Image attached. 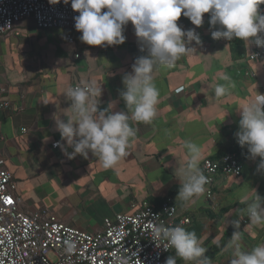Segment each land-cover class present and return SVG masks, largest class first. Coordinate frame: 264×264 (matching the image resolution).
Returning <instances> with one entry per match:
<instances>
[{"label": "crops", "instance_id": "1", "mask_svg": "<svg viewBox=\"0 0 264 264\" xmlns=\"http://www.w3.org/2000/svg\"><path fill=\"white\" fill-rule=\"evenodd\" d=\"M209 17L210 13L204 14L202 26L197 27L181 15L179 26L185 31L194 29L202 44L193 42L196 51L182 57L174 68L155 72L160 92L158 115L151 124L130 122L136 135L129 155L114 169H105L91 153L87 158L77 155L69 159L65 149L68 153L73 149L57 130L56 118L67 122V116L72 115L67 111L71 107L67 92L75 86L101 89V96L93 97L99 110L115 102L116 111H127L120 96L125 90L123 78L132 72L137 58L147 55L140 50L131 22L124 30L126 42L119 46H89L80 40L78 31L72 33L75 42L70 44L65 39L67 30L41 31L31 21L17 28L19 36L16 32L3 36L17 38L20 64L17 76L1 77L8 91L0 95V104L9 101L12 108L0 111V134L4 137L0 158L13 174L17 196L22 201L28 198L25 212L49 210L68 226L96 232L107 219L114 221L145 202L160 203L171 196L179 216L190 218L186 230L196 233L201 246L208 249L206 256L216 253L229 230L240 232L244 251L264 244V224L243 225L248 215L241 211L257 194L264 198L259 158L253 161L249 155L241 159V177L216 176L215 200H208L207 187L195 202L177 199L182 183L179 170L189 160L184 143L191 141L201 148L200 169L205 160L234 150L239 145L238 109L257 92L264 94V60L249 59L259 47L246 46L235 38L213 39L211 33L216 29L210 26ZM246 72L254 76L245 77ZM225 76L230 80H224ZM229 83L235 87L217 98L215 87ZM58 142L60 146L53 148ZM235 220L238 229L232 225ZM232 258L229 249L211 260L212 264H230ZM179 264L186 262L181 259Z\"/></svg>", "mask_w": 264, "mask_h": 264}, {"label": "clouds", "instance_id": "2", "mask_svg": "<svg viewBox=\"0 0 264 264\" xmlns=\"http://www.w3.org/2000/svg\"><path fill=\"white\" fill-rule=\"evenodd\" d=\"M50 3L58 4L60 0H50ZM63 3H71L73 10L79 13L74 17L75 28L82 34L80 40L83 43L99 47L123 45L126 42L125 27L131 22L140 50L147 52V55L136 59L132 72L123 78L125 90L120 96L125 102L126 112L116 111L115 102L99 110L93 97L101 96L102 90L95 85L69 89L67 97L71 107L67 111L72 115L67 116V122L56 118L57 130L67 146L73 149L71 153L65 149L69 159L77 155L87 158L91 153L105 169H114L129 155L128 150L136 135V129L130 122L151 124L158 115L160 92L154 82L155 72L161 68H174L182 57L196 51L191 47L193 42L202 44L194 29L185 31L179 26L177 22L181 15L200 27L204 22V14L210 13L209 24L216 29L211 33L213 39L232 41L235 38L242 40L246 46L255 45L259 48L249 59L264 60L252 59L260 48H264V11L260 8L264 0H63ZM248 73L250 75L247 76ZM244 75L254 76L250 72ZM223 79L230 80L228 76ZM233 87L235 85L232 83L227 87L217 85L215 96L223 97ZM238 110L241 114L240 131L236 134L238 143L242 148H247L253 161L259 158L258 171L264 172V94L257 92ZM184 147L189 160L179 170L182 183L177 199L195 202V198L205 193L209 180L199 167L201 148L191 141H186ZM218 175L221 174L214 176V182ZM241 211L247 213L251 224H264V198L258 194ZM232 225L238 229L239 221H232ZM240 235L239 231H234L223 249H232L230 264H264V244L244 251L239 242ZM151 239L157 247L163 245L166 251L175 250V256L169 257L166 264H176V257L186 264H212L211 258L206 256L208 249L201 246L196 233L181 226H153ZM76 248V241L69 239L65 242L66 254L70 255ZM111 256V264H129L131 259L120 255L119 249L114 250Z\"/></svg>", "mask_w": 264, "mask_h": 264}, {"label": "built area", "instance_id": "3", "mask_svg": "<svg viewBox=\"0 0 264 264\" xmlns=\"http://www.w3.org/2000/svg\"><path fill=\"white\" fill-rule=\"evenodd\" d=\"M263 6L260 5L262 11ZM78 15L71 3L66 5L63 0L58 4L50 0H0V37L14 32L19 36L17 25L32 19L39 30H67L65 39L73 44L72 33L77 31L74 17ZM258 58H264V48L252 56V59ZM7 91L0 77V95ZM11 108L9 101L0 104V111ZM3 141L0 134V144ZM59 146L58 142L53 148ZM201 170L209 180L206 185L209 200L217 197L212 189L215 175L240 177L243 173L235 154L207 159ZM16 191L13 174L6 168V160L0 158V264H111V253L116 249L125 258L131 257L129 264H166V256L174 249L166 251L163 245L157 247L151 239L153 226L163 224L186 229L191 224L190 218L179 216L175 200L167 197L157 207L145 202L132 214L118 215L114 221L105 220L99 231L84 232L64 224L49 210L25 212ZM249 223L248 217L243 220V225ZM69 239L77 242V248L70 255L64 251Z\"/></svg>", "mask_w": 264, "mask_h": 264}, {"label": "rangeland", "instance_id": "4", "mask_svg": "<svg viewBox=\"0 0 264 264\" xmlns=\"http://www.w3.org/2000/svg\"><path fill=\"white\" fill-rule=\"evenodd\" d=\"M16 39L0 38V77L9 79L18 75L16 66L20 64V55L18 50L15 49L17 44ZM13 67L15 70H12ZM25 201L28 202V198L23 197V205Z\"/></svg>", "mask_w": 264, "mask_h": 264}, {"label": "trees", "instance_id": "5", "mask_svg": "<svg viewBox=\"0 0 264 264\" xmlns=\"http://www.w3.org/2000/svg\"><path fill=\"white\" fill-rule=\"evenodd\" d=\"M26 21H31V22H33V24H34V26L36 27V29H38L37 28V26L35 25V23H34V21L31 19V20H26ZM26 21H24V22H22V23H20L19 25H17V27H16V30H17V28L19 27V26H21V25H23ZM39 30V29H38ZM41 31H45V30H41ZM228 153H235V154H237V156H238V159H239V161H240V164L243 166V162H242V160L241 159H246L250 154L248 153V151H247V148H242L241 146H240V144L234 149V150H230V151H228V152H226V153H223V155H226V154H228ZM223 155H221V157L223 156ZM221 157H217V158H214V160H217V159H219V158H221ZM169 197H171V196H169ZM165 200V199H164ZM164 200H162L160 203H157V202H149L151 205H154V206H159ZM233 232H234V230H229L226 234H225V236H224V238H223V240H222V242L217 246V250H216V253L215 252H211V253H209L208 255H207V257H209V258H214L217 254H220V253H222L223 252V249L225 248V246L228 244V242H229V240L231 239V236H232V234H233ZM199 239V238H198ZM200 240V239H199ZM175 255V251L173 250L168 256H166V258H165V260L167 261V259L169 258V257H173ZM180 260H181V258H176V264H179L180 263Z\"/></svg>", "mask_w": 264, "mask_h": 264}]
</instances>
